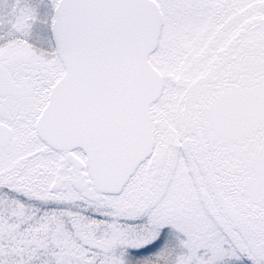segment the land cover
Masks as SVG:
<instances>
[{
  "label": "snow or ice",
  "instance_id": "snow-or-ice-1",
  "mask_svg": "<svg viewBox=\"0 0 264 264\" xmlns=\"http://www.w3.org/2000/svg\"><path fill=\"white\" fill-rule=\"evenodd\" d=\"M0 264H264V0H0Z\"/></svg>",
  "mask_w": 264,
  "mask_h": 264
}]
</instances>
